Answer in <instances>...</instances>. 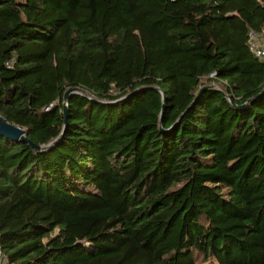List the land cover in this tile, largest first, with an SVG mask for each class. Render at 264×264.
I'll use <instances>...</instances> for the list:
<instances>
[{"label": "trees", "instance_id": "obj_1", "mask_svg": "<svg viewBox=\"0 0 264 264\" xmlns=\"http://www.w3.org/2000/svg\"><path fill=\"white\" fill-rule=\"evenodd\" d=\"M263 30L264 0H0V118L45 147L0 137L4 264H264Z\"/></svg>", "mask_w": 264, "mask_h": 264}, {"label": "water", "instance_id": "obj_2", "mask_svg": "<svg viewBox=\"0 0 264 264\" xmlns=\"http://www.w3.org/2000/svg\"><path fill=\"white\" fill-rule=\"evenodd\" d=\"M208 88H210V87L203 88L200 91L199 95L197 96V99L199 98L200 94ZM74 91H76V89H69L66 92L65 102L68 101L70 94H72ZM65 106H66L65 116H66V125H67V113H68L67 103L65 104ZM26 134H27V132L24 129H22L21 127H19L17 125L10 124L9 122L4 120L3 118H0V137H5L6 139H9V140H17V141L21 140L24 142H29L30 145L32 146V148H34L36 150L45 149L44 146H36L35 144H33L32 142L27 140ZM4 262H5V257L0 250V264H4Z\"/></svg>", "mask_w": 264, "mask_h": 264}, {"label": "built area", "instance_id": "obj_3", "mask_svg": "<svg viewBox=\"0 0 264 264\" xmlns=\"http://www.w3.org/2000/svg\"><path fill=\"white\" fill-rule=\"evenodd\" d=\"M249 45L252 53L264 62V30L259 33L250 32Z\"/></svg>", "mask_w": 264, "mask_h": 264}, {"label": "rangeland", "instance_id": "obj_4", "mask_svg": "<svg viewBox=\"0 0 264 264\" xmlns=\"http://www.w3.org/2000/svg\"><path fill=\"white\" fill-rule=\"evenodd\" d=\"M210 86L215 87L217 89H222V86L220 84H215V83H211ZM198 264H215L214 262H210V263H205L204 260L201 259V257L199 258Z\"/></svg>", "mask_w": 264, "mask_h": 264}]
</instances>
